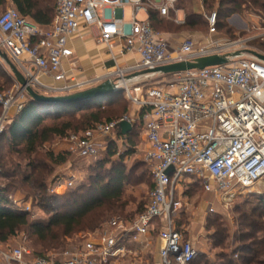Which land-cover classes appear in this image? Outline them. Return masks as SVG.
I'll return each instance as SVG.
<instances>
[{
    "label": "built area",
    "instance_id": "built-area-1",
    "mask_svg": "<svg viewBox=\"0 0 264 264\" xmlns=\"http://www.w3.org/2000/svg\"><path fill=\"white\" fill-rule=\"evenodd\" d=\"M180 1L57 0L48 29L31 23L13 8L0 15V50L22 73L27 87L46 96H67L113 80L134 106L149 111L145 115V159L154 185L148 205L133 222L113 219L97 240L89 239L79 248L51 257H33L24 244L0 247V264H111L127 254V238L137 242L152 232L158 234L160 243L157 264H193L199 256L196 240L187 238L177 226L181 211L188 206L180 194L183 180L199 182L205 193L225 200L238 191L264 189V61L248 52V44L256 37L215 38L219 34L215 11L205 15L209 27L205 43L189 38L173 48L165 34L153 27L150 13L156 11L160 18H167ZM127 6L131 8L128 34L124 22ZM107 11L112 12L111 18L106 17ZM174 22L180 24L178 19ZM83 28H97L99 45L123 40L121 53L135 52L141 62L115 65L103 75L80 81L71 74L75 62L69 42ZM235 52L244 55L230 58L227 65L172 75L169 90L135 83L146 70ZM27 87L15 79L11 92L0 93V135L11 117L23 111L29 98ZM124 121L133 123L126 116L71 134V153L86 160L97 158L110 140L118 143L119 125ZM74 184L73 177L64 183L57 180L50 193L61 194ZM9 199L17 209L29 211L11 195Z\"/></svg>",
    "mask_w": 264,
    "mask_h": 264
},
{
    "label": "trees",
    "instance_id": "trees-1",
    "mask_svg": "<svg viewBox=\"0 0 264 264\" xmlns=\"http://www.w3.org/2000/svg\"><path fill=\"white\" fill-rule=\"evenodd\" d=\"M183 1L181 0L176 7L178 8ZM201 2L208 12H217L218 30L222 21L235 14L252 13L264 21V0H201ZM56 3L57 0H11L13 7L24 18L42 29H48L51 26ZM7 6V0H0V13ZM179 9L183 8L179 7ZM197 17L196 13L187 15L184 27L192 29L199 26ZM150 20L156 30H158L156 27L164 23L156 11L150 13ZM14 85L15 80L12 74L0 61V93H7ZM123 95H125L124 91L85 103L57 105L38 104L28 98L23 111L9 120L4 133L0 135V144L5 145L10 154L23 156L25 160H28L26 168L29 173H22L19 167L15 168L11 159L8 164L13 171L7 172L8 164L6 157L1 155L0 147V179L20 177L21 183L37 192L35 206L48 212L49 218L47 221L31 222L29 219L31 212L17 209L9 199L12 195L10 187L0 185V247L7 245L10 239L15 238L22 230L29 229L33 231L44 249L61 248L71 237L94 231L111 215L123 212L124 189L131 185L135 170L133 167L130 172H127L124 161L136 153L135 139L138 136L136 126L127 135H122L120 131L117 133L124 147V153L119 154V166L109 161L117 155L116 150L119 148L116 141L110 140L105 151L108 159L100 163L99 168L102 170L110 163L113 167L105 172L106 175L99 173L93 180L91 179L90 183L73 187L63 195L48 194L51 188L48 181L54 167L68 162V153L62 152L55 156L48 152L45 157L40 153L43 146L53 138H65L72 132L73 134L84 133L99 124L113 122L117 115L110 114L106 106ZM95 107L97 108L95 111H89ZM77 112L80 114L79 118L76 116ZM124 112L128 113V109L126 108ZM1 114L0 107V116ZM52 119L54 121L46 125V122ZM196 183L200 185L199 182ZM153 188L152 184L151 192ZM257 199L261 205H264V197ZM144 210L140 211L136 218ZM253 225L254 234L242 235L238 238L245 244L234 252L237 258L226 255L222 264H264V236L257 237L258 232L264 233V229L254 223ZM223 234L222 229L216 232L217 238L221 240ZM218 244L219 247L222 242ZM32 256L41 257V254L32 253Z\"/></svg>",
    "mask_w": 264,
    "mask_h": 264
},
{
    "label": "rangeland",
    "instance_id": "rangeland-1",
    "mask_svg": "<svg viewBox=\"0 0 264 264\" xmlns=\"http://www.w3.org/2000/svg\"><path fill=\"white\" fill-rule=\"evenodd\" d=\"M200 1L201 0H184L179 5V7L184 9L186 17L196 12L202 13H196L198 15L196 21L200 22V25L195 28H186L184 24L177 25L174 22V12L167 18H161L164 23L156 28L165 34L167 38L172 39L171 43L173 46L178 47L183 40L189 38L201 42L209 35V27L205 15H210L215 11L208 12L205 8H199ZM193 7L196 12L193 11ZM10 8V5L5 7L0 15ZM13 8L16 9L15 7ZM180 16L182 17L183 13H181ZM106 17L111 18L112 12L107 11ZM251 19H255L258 23L251 22ZM130 20L131 8L127 6L124 8L126 31H129V26L127 24ZM241 22H245L246 24L241 26ZM218 31L219 34L215 38L221 40L227 39L235 41L238 39L256 37L255 40L248 44V50L264 53V38H261V35H264V21L255 14H235L227 20L222 21ZM4 65L12 74L9 67L5 63ZM169 81V77L158 75L153 77L150 84L165 86ZM13 89L14 86H11L7 93L11 92ZM111 103L112 104L106 106V108L110 114L116 113L117 117L113 121H118L126 117L128 113H125L124 110L127 108L129 112L130 108L134 107L133 103L126 95L119 96L117 100ZM96 109V107L91 108L89 111H95ZM76 116L79 118L80 114L77 112ZM53 121V119L47 121L46 125L51 124ZM70 134H73V132ZM70 134L65 138H53L40 150V153L44 157L48 152L53 153L55 156L62 152L68 153V162L54 167V170L52 169V174L48 181L49 186L52 187L57 180H62L64 183L73 177L75 181L74 187L76 188L81 184L90 183L91 179L93 180L99 173L106 175L105 172L110 170L113 165H120L119 154L124 153V147L121 141L118 142L119 148L116 150L117 155L109 160L113 165L111 163L107 164L101 170L99 164L108 159L106 152H101L97 158L87 160L81 159L70 151ZM135 141L137 146H140L139 142L142 141L140 131H138V136ZM0 147L1 155L6 157L5 160L7 164L9 163V159H11L15 168L19 167L22 173H29V170L26 168L28 160H25L23 156L10 154L9 149L3 144H0ZM124 162L127 167V172H130L133 167H135V170L133 171L134 176L131 185L126 186L124 189V198L122 201L123 212L111 215L94 231L71 237L66 241V245L61 248L44 249L41 242L33 234V231L29 229L22 230L15 238L10 239L7 245L17 246L19 244H24L31 253L41 254V257H51L79 248L89 239L97 240L103 234L107 223L113 219L120 218L128 223L133 222L138 213L144 210L149 203L153 180L149 164L145 159L144 148L140 151L136 150V153L131 158H126ZM6 171L11 172L13 168L8 164L6 165ZM0 185L2 187H10L11 196L18 203H21L20 207L28 209L31 212L29 217L31 222L48 220L49 213L35 206L37 203H34V200L37 192L30 190L26 184L21 183L20 177L13 179L2 178L0 179ZM180 191H185L181 196L182 200L188 203V206L181 211L177 220V226L187 232V237L189 239H196V247L199 251V256L194 264H222L226 255H232L233 257L234 252L245 244V242H240L238 240L240 236L255 233V230L252 229L254 226L253 223L261 227V229L262 227L264 229V205H261L257 199L259 197H264L263 188H256L252 192L238 191L235 195L230 197L228 201L215 193L206 194L198 183L190 179H185L181 183ZM47 193L51 195L50 189ZM60 193L63 195L67 193V190H61ZM252 195L254 197H252ZM209 203L212 204L215 213L209 212ZM220 229L224 231L222 240L216 236L217 230L219 231ZM262 236H264V233L258 232L257 237L260 238ZM219 242H222V244L218 247L217 245H219ZM149 243L150 245L143 252L140 251L139 246L129 244L127 246V254L122 259L112 264H157L159 249L157 233L151 235ZM7 245L2 247H6ZM234 257L237 258V256Z\"/></svg>",
    "mask_w": 264,
    "mask_h": 264
},
{
    "label": "crops",
    "instance_id": "crops-1",
    "mask_svg": "<svg viewBox=\"0 0 264 264\" xmlns=\"http://www.w3.org/2000/svg\"><path fill=\"white\" fill-rule=\"evenodd\" d=\"M8 1V5L11 6V8H13V5L11 4V0H7ZM199 8H203L202 2H199ZM14 9V8H13ZM193 11L196 12L194 10L193 7ZM175 14V19H178L180 24L176 23L177 25H182L185 24V20H186V13L184 11V9H179L176 7V11H173ZM171 12V13H173ZM181 13H183V16L181 17ZM197 14H202L200 12H196ZM140 19L144 20L146 19V16L140 15L139 16ZM253 18V17H252ZM174 19V20H175ZM251 22L253 23H258V21H256L255 19H251ZM246 23L245 22H241V26H244ZM244 28V27H243ZM159 31V30H157ZM129 31H126V33L128 34ZM160 32V31H159ZM98 35V30L97 28H91L89 30L87 29H81L79 34L76 35L75 37L70 39V47L72 48V50L74 51V62H75V69H73L71 71L72 75L77 76V78L82 81V80H87V79H91L94 78L96 76H100L103 75L104 73H106L109 69L113 68L115 65H118L120 67H128V66H133L136 65L138 63L141 62V58L140 56L133 52V53H129V54H122V48H123V40L120 39H115L109 46L107 45H99L96 41ZM166 39L169 41L170 46L173 48H176L175 46H173L172 39L167 38V36H165ZM209 37V35L207 36ZM207 37H205V39L201 42L198 43H205ZM65 69L69 71V65H65ZM160 75V74H158ZM156 75V76H158ZM164 76V75H162ZM155 77V76H154ZM165 77H169L171 78V76H165ZM153 79V77H149V76H141L139 77L138 80L135 81V83H140L143 86H156L151 83V80ZM158 87H162L165 88L166 90H169L167 85L165 86H158ZM149 113L148 110H140L138 107L134 106L132 108H130L129 112H128V117H130L133 120V127L136 126V129H138V131H140L141 133V138L142 141L139 142L140 146L136 147V150H141L142 148H144V151L147 149L148 144H147V139L144 133V127L145 124L147 122V118H145V115ZM118 142L121 141L122 144V140L119 139L117 137ZM185 191H180V194L182 195ZM207 194V193H206ZM212 206V204L209 203L208 208ZM185 232V236L187 237V232ZM153 233L156 232H152L151 234H149L148 236L145 237H139L138 241L135 242L133 241L131 238H127L125 241V245L126 247L129 244H134L139 246L140 251H144L148 248V246L150 245L149 240L151 238V235ZM158 236V234H157ZM188 238V237H187ZM193 239V238H191ZM196 240V239H195ZM159 242V239H158ZM196 244V241H195ZM159 247H160V243H159ZM158 247V248H159ZM123 257H120L116 260H113L111 262L115 263L117 262L119 259H122ZM159 262V249H158V255H157V263Z\"/></svg>",
    "mask_w": 264,
    "mask_h": 264
},
{
    "label": "water",
    "instance_id": "water-1",
    "mask_svg": "<svg viewBox=\"0 0 264 264\" xmlns=\"http://www.w3.org/2000/svg\"><path fill=\"white\" fill-rule=\"evenodd\" d=\"M248 52L250 54H253L257 58L261 59L262 61H264V55L258 54L253 51H248ZM243 55H244L243 52H235L221 56L219 55L210 56V57L198 59L194 62L177 63L169 66L160 67L154 70H146L139 73V76L150 75V74L172 76V75L188 72L191 70H203L207 67L223 66V65H227L230 62V58L233 59L239 58L242 57ZM0 58L9 67L16 81L23 88L27 87V81L22 75V73L18 70L16 65L9 59L8 55L6 53H3L1 50H0ZM131 78L132 77H128L127 79H131ZM123 91L124 90L121 88L120 84L116 83L113 80H107L94 88L67 96H46L34 91L31 87H27L28 96L32 101L38 104H49V105L85 103L100 98H106L108 96L115 95ZM132 130H133V125L130 122L124 121L119 125V131L122 135H127Z\"/></svg>",
    "mask_w": 264,
    "mask_h": 264
}]
</instances>
